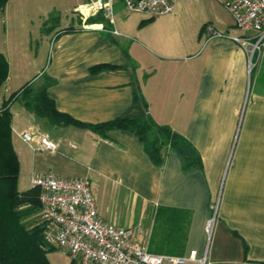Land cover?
Returning a JSON list of instances; mask_svg holds the SVG:
<instances>
[{
	"label": "crops",
	"instance_id": "crops-1",
	"mask_svg": "<svg viewBox=\"0 0 264 264\" xmlns=\"http://www.w3.org/2000/svg\"><path fill=\"white\" fill-rule=\"evenodd\" d=\"M19 1L8 0L0 10V53L8 62L0 106L30 78L22 75L21 66L14 73L8 47H1L10 25L6 19L12 8L19 11ZM86 1H70L61 24L59 18L56 26L47 24L48 18L42 22L51 36L50 56L32 74H39L37 84L44 74L50 77L46 92L55 108L81 122L150 115L181 134L199 154L201 166L183 168L173 148H162L161 162L155 164L128 130L97 133L71 124L53 125L18 98V106L13 108L14 100L9 107L11 141L19 160L18 190L31 187L32 177L44 173L86 178L101 217L130 227L147 249L161 224L156 221L158 209H179L185 238L181 253L174 255L195 249L199 257L206 246L210 203L220 195L205 264H264V49L248 72L247 54L231 38L244 31L215 0H176L171 12L156 16L129 11L118 1L114 23L107 25L87 23L89 16L76 10ZM207 23L227 36L205 41ZM113 28L120 34H111L108 29ZM102 64L111 67L93 70ZM24 131L46 135L56 145L54 150L29 146L39 151L38 169L36 155L16 147V136L22 140ZM23 162L25 189L20 188Z\"/></svg>",
	"mask_w": 264,
	"mask_h": 264
},
{
	"label": "built area",
	"instance_id": "built-area-1",
	"mask_svg": "<svg viewBox=\"0 0 264 264\" xmlns=\"http://www.w3.org/2000/svg\"><path fill=\"white\" fill-rule=\"evenodd\" d=\"M156 16L171 12L176 0H87L76 10L84 17L101 12L109 24L114 23L115 4ZM230 13L234 25L244 34L232 36L248 57V72L258 64L264 49V0H215ZM85 9V10H84ZM119 35L116 29H108ZM205 41L227 36L207 23L203 28ZM20 137L35 150H54L56 145L35 131H24ZM36 142V146H34ZM31 185L40 189V217L44 225L45 242L63 250L71 264H185L198 261L205 264L207 249L218 217L220 195L210 203V215L205 220L206 246L199 257L195 249L186 255L155 253L138 242L130 227L104 220L97 210L96 198L86 178H63L52 173L35 175Z\"/></svg>",
	"mask_w": 264,
	"mask_h": 264
},
{
	"label": "trees",
	"instance_id": "trees-1",
	"mask_svg": "<svg viewBox=\"0 0 264 264\" xmlns=\"http://www.w3.org/2000/svg\"><path fill=\"white\" fill-rule=\"evenodd\" d=\"M7 1L0 0V10H3ZM86 21L89 24H108L101 12L89 16ZM110 67L102 64L95 66L93 70ZM7 76L8 62L0 53V87ZM42 77L43 81L40 84L25 83L6 97L0 106V264H50L47 254L57 249L45 242L44 225L42 221L39 222L41 209L39 187L31 185L22 191L17 187L19 160L11 141L12 115L9 107L18 98L22 100L27 110L37 117L45 118L53 125L71 124L89 128L97 133H104L110 129L128 130L143 143L150 160L155 164L161 162L162 148H173L179 154L183 168L201 166L200 156L194 147L168 125L156 123L150 115L142 118L117 117L101 123H85L58 111L46 92L52 79L45 74ZM156 221H161V224L158 230L156 226L153 231L148 244L149 251L180 254L185 238L183 211L160 207L156 213Z\"/></svg>",
	"mask_w": 264,
	"mask_h": 264
},
{
	"label": "rangeland",
	"instance_id": "rangeland-1",
	"mask_svg": "<svg viewBox=\"0 0 264 264\" xmlns=\"http://www.w3.org/2000/svg\"><path fill=\"white\" fill-rule=\"evenodd\" d=\"M72 0H21L19 1V11L12 8L7 17L9 28L7 35L1 37V47H8L6 55L10 62L11 69L15 71L21 66L22 75L27 77L28 82L36 84L39 74L33 76L36 69L44 67L50 56V35L45 34L42 22L49 19L47 24H60L66 21L65 15H69L68 7ZM114 18H116V9ZM42 28V29H41ZM5 49V48H4ZM25 66L22 67V66ZM11 70V71H12ZM33 74V75H32ZM249 92V89H248ZM19 100H16L13 108L18 106ZM26 123V122H25ZM25 123H23L25 125ZM16 147L20 152H26L29 155H36L37 169L39 168V151H32L28 143L22 141L16 136ZM23 162L20 188L27 187V170ZM29 169V168H28ZM18 181V180H17ZM93 194L95 190L91 185ZM98 189L96 188V191ZM41 217L39 216V222ZM50 264H67L68 255L61 249H55L47 254Z\"/></svg>",
	"mask_w": 264,
	"mask_h": 264
}]
</instances>
